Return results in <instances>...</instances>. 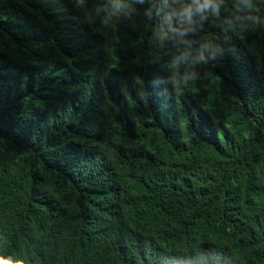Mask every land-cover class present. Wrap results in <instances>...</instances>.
I'll use <instances>...</instances> for the list:
<instances>
[{
    "label": "trees",
    "instance_id": "16d2710c",
    "mask_svg": "<svg viewBox=\"0 0 264 264\" xmlns=\"http://www.w3.org/2000/svg\"><path fill=\"white\" fill-rule=\"evenodd\" d=\"M0 257L264 264V0H0Z\"/></svg>",
    "mask_w": 264,
    "mask_h": 264
},
{
    "label": "clouds",
    "instance_id": "9594fccd",
    "mask_svg": "<svg viewBox=\"0 0 264 264\" xmlns=\"http://www.w3.org/2000/svg\"><path fill=\"white\" fill-rule=\"evenodd\" d=\"M191 14H192L191 9H186L185 12L183 13V15L188 18L191 17ZM0 264H20V262L19 261L13 262L10 258L0 257Z\"/></svg>",
    "mask_w": 264,
    "mask_h": 264
}]
</instances>
